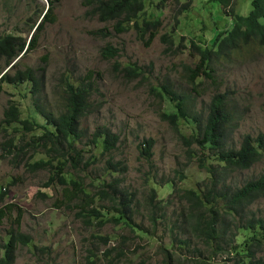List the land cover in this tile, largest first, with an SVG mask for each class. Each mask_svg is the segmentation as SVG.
I'll return each instance as SVG.
<instances>
[{
	"label": "rangeland",
	"instance_id": "rangeland-1",
	"mask_svg": "<svg viewBox=\"0 0 264 264\" xmlns=\"http://www.w3.org/2000/svg\"><path fill=\"white\" fill-rule=\"evenodd\" d=\"M160 2L149 1L142 16L162 22L157 37L145 44L133 29L116 34L114 23L85 18L88 9L83 0H0V36L21 34L32 41L34 27L41 25L48 7L54 10L56 21L44 26L34 50L20 61L21 69L36 70L46 104L62 107L67 78L74 83L84 80L98 89L92 97V113L82 120L85 132L78 144L85 166L75 181L91 197L85 198V213L97 209L107 210L108 217L114 215L111 202L102 195L103 191L114 193L110 186L135 194L131 227L114 223L100 227L97 219H93V226L84 225L77 216L79 206L63 187L57 183L46 187L54 171L29 167L40 159L48 160L45 154L18 157L10 153L8 141L15 132L14 126L2 127L4 111L14 101L26 118L33 109L32 87L5 84L0 93V190L7 189L8 196L0 207V247L17 228L20 217V231L32 238L28 246L18 247L14 264H162L166 249L191 259L176 241L188 237L181 235V226L192 211L185 192L205 191L209 173L201 164L211 167L216 163L210 151L184 142L183 136L190 138L197 132L193 121H181L174 129L161 119V114L172 108L171 102L158 96L162 87L189 96V107L203 118L213 97L226 94L236 118L232 137L236 148L244 136L264 134V51L258 45L232 51L229 57L219 58L211 77L203 75L192 82L191 70L199 63L192 42L202 49L212 48L217 34L232 28V18L210 0ZM187 3L190 9L181 11ZM251 8V0L235 1V14L247 15ZM100 30L111 35L105 39L96 36ZM108 45L119 50L115 59L102 58L101 52ZM130 66L141 69L138 78L127 75L125 69ZM99 128H109L119 136L111 153L92 140ZM149 139L155 145L152 158L147 159L141 150ZM110 160L125 166L126 171L109 172L106 166ZM263 171L264 158L252 169L231 175L227 184L241 187ZM120 197L117 192V202H121ZM249 211L264 216V199ZM98 237L108 238L109 243L103 244ZM205 251L204 259H208L211 252ZM119 252L125 257L115 263ZM259 257L264 258V253ZM215 262L233 264L221 258Z\"/></svg>",
	"mask_w": 264,
	"mask_h": 264
},
{
	"label": "trees",
	"instance_id": "trees-1",
	"mask_svg": "<svg viewBox=\"0 0 264 264\" xmlns=\"http://www.w3.org/2000/svg\"><path fill=\"white\" fill-rule=\"evenodd\" d=\"M37 1V0H32ZM152 0H83V5L88 10L85 18L97 19L102 23H114L116 34L127 33L133 29L138 38L145 44L152 42L162 28L159 19H142L146 13L147 4ZM169 1L161 0L160 5ZM218 4L226 14L232 18V28L217 34L212 43V48L198 46L192 42L198 52L199 63L191 81L200 79L203 75L211 77L213 67L219 58H226L232 51L242 47L258 45L264 51V0H251V11L247 15L235 14L236 0H210ZM190 3L185 4L181 11L187 12ZM53 8L47 9L46 16L40 26H35L34 39L27 40L21 34L9 33L0 36V93L3 86L32 87V112L23 119V112L19 105L10 101L4 111L1 121L4 130L14 126L15 135L8 141L11 154L16 156L39 153L45 154L49 159H40L29 164L35 170H53L46 187L59 184L66 194L71 196L72 202L79 206L78 218L87 226H93V219L98 220V225L103 227L108 223L124 224L131 227L132 205L135 194L119 191V186H110L114 193L103 191L104 199L111 202L114 215L108 217L109 212L92 209L85 213V198H91L86 193L83 185L75 181L82 167L85 166V156L78 144L84 138L85 130L82 129V120L92 113V97L97 88L92 83L84 80L74 83L67 78L63 86L62 107L53 108L46 104L41 96V82L35 69L20 68V61L30 53L38 40L44 26L54 23ZM101 38H108L111 33L103 30L94 33ZM102 58L112 60L119 56V50L110 45L103 48ZM127 75L138 78L141 69L130 66L125 69ZM201 81L198 83L200 84ZM158 96L172 103V108L161 114V119L174 129H178L180 122L189 124L193 121L197 125V132L190 138L183 136L187 144H196L204 150L210 151L214 156L216 165L211 167L202 163L201 166L209 173V182L205 191L189 190L185 198L191 204V214L182 226V237L177 238L178 248L191 254V259L185 256L180 258L176 253L167 250L166 259L162 264H216V259L233 264H264V258L259 257L264 253V216H256L249 209L258 201L264 199V171L259 177L247 181L241 187H231L227 184L228 178L237 172L248 171L262 162L264 158V134L256 138L246 135L243 137L239 148L233 145L232 137L237 128L234 109L230 106L226 94H218L210 102L209 112L203 116L194 112L189 107L190 97L178 94L169 87H162ZM194 112V113H193ZM93 142L101 146L105 153L116 149L119 136L112 133L109 128H99L93 135ZM145 147L141 153L150 159L155 142L152 139L143 142ZM107 170L111 173H124L126 167L113 160L108 161ZM67 175L71 178L68 179ZM120 194L121 202H117L115 194ZM8 196L7 189L0 190V207ZM7 208H10L8 205ZM3 210L0 209V215ZM20 219L17 228H13L9 239L0 247V264H14L19 246H28L32 238L20 231ZM99 241L107 245L109 239L98 237ZM202 246L199 247L198 243ZM211 252L206 258L205 253ZM110 251L107 252L109 254ZM125 257L123 252L116 255L115 263ZM224 262V263H225ZM143 264V263H142Z\"/></svg>",
	"mask_w": 264,
	"mask_h": 264
}]
</instances>
